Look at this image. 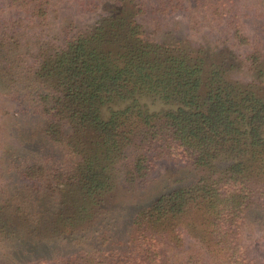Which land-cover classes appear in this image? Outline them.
Masks as SVG:
<instances>
[{
	"label": "trees",
	"instance_id": "trees-1",
	"mask_svg": "<svg viewBox=\"0 0 264 264\" xmlns=\"http://www.w3.org/2000/svg\"><path fill=\"white\" fill-rule=\"evenodd\" d=\"M109 1L112 11L91 31L68 26L63 46L40 51L32 64L23 59L19 26L0 21V81L35 114L40 142L53 151L47 157L30 143L14 159L5 154L12 184L0 203L15 211L25 196L38 200L49 174L57 199L67 200L59 212L74 210L62 224L83 225L118 183L144 188L175 156L198 178L141 209L124 250L79 253L58 264H264L249 242L254 232L246 236L251 213L264 214V94L234 78L237 70L264 76V50L246 33L245 15L233 9L234 0L212 4L218 32L229 41L216 54L190 42L144 38L139 20L150 0ZM0 4L6 13L49 14L47 0ZM146 97L168 108L150 112L140 101ZM121 103L127 105L105 115Z\"/></svg>",
	"mask_w": 264,
	"mask_h": 264
},
{
	"label": "rangeland",
	"instance_id": "rangeland-1",
	"mask_svg": "<svg viewBox=\"0 0 264 264\" xmlns=\"http://www.w3.org/2000/svg\"><path fill=\"white\" fill-rule=\"evenodd\" d=\"M87 1L47 0L49 14L45 19L34 18L22 11L6 13L9 9L0 4V21H6L9 27L14 23L19 26L23 59L32 64L40 51L63 46V31L68 26H72L75 32L91 31L97 22L112 11L113 3L109 0H104L98 7H89ZM150 1L149 9L139 20L142 36L147 40L166 45L190 42L193 46L205 47L210 53L216 54L229 47V41L218 32L211 15L215 0H182L179 6L171 0ZM234 1L237 4L233 9L245 15L243 25L246 33L264 50V0ZM161 2L174 3L170 7L161 6ZM232 51L236 55L244 53V50ZM234 78L252 82L264 94V76L255 78L245 70H237ZM12 89L0 81V193L12 184L7 180L5 164L8 159L4 158L5 154L14 159L18 154H24L26 147L33 143L39 149L43 148L47 157L52 154L53 158L50 147L47 145L45 148L46 145L40 142V121L31 110L25 112V106L18 96L14 97ZM140 101L150 112L168 108L149 97ZM126 105H109L104 113L108 116L111 109H122ZM30 114V117H25ZM15 120L19 121L18 129L12 126ZM56 151L54 157L58 154ZM198 176V172L188 167L181 158L173 156L160 164L155 179L144 188L128 191L118 183L111 199L100 205L101 212L95 219L90 218L82 222L83 225L68 220L69 223L63 225L62 221H67L65 218L71 217L74 210L59 212L67 200L62 199V195L59 198L61 202L57 199L48 184L53 183L52 178L47 174L44 190L38 200L25 196L15 211H9L0 203V233L6 230L0 234V264H58L79 253L124 250L122 244L126 242L135 215L161 195L190 185ZM20 192H23L20 196H24V191ZM70 198L71 195L68 200ZM68 202L72 204L74 201ZM250 223L246 236H250V231L254 232L253 240L249 242L253 243L254 253L264 261V214L253 211Z\"/></svg>",
	"mask_w": 264,
	"mask_h": 264
}]
</instances>
